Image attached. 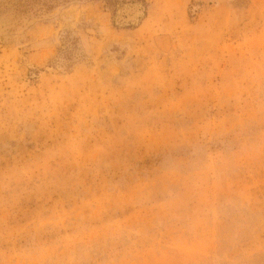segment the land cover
Returning <instances> with one entry per match:
<instances>
[{"label":"rangeland","instance_id":"1","mask_svg":"<svg viewBox=\"0 0 264 264\" xmlns=\"http://www.w3.org/2000/svg\"><path fill=\"white\" fill-rule=\"evenodd\" d=\"M0 264H264V0H0Z\"/></svg>","mask_w":264,"mask_h":264},{"label":"trees","instance_id":"2","mask_svg":"<svg viewBox=\"0 0 264 264\" xmlns=\"http://www.w3.org/2000/svg\"><path fill=\"white\" fill-rule=\"evenodd\" d=\"M109 4H114V0H107Z\"/></svg>","mask_w":264,"mask_h":264},{"label":"bare ground","instance_id":"3","mask_svg":"<svg viewBox=\"0 0 264 264\" xmlns=\"http://www.w3.org/2000/svg\"><path fill=\"white\" fill-rule=\"evenodd\" d=\"M134 10H136V7H135V9H134ZM134 10H133V11H134ZM128 11H129V10H128ZM131 11H132V10H131ZM134 13H135V12H134Z\"/></svg>","mask_w":264,"mask_h":264}]
</instances>
